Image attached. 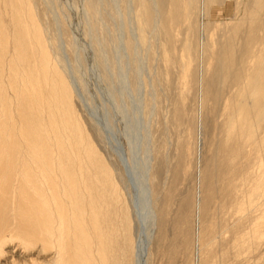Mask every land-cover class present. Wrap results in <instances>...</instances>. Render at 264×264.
<instances>
[{"label": "rangeland", "instance_id": "374dc122", "mask_svg": "<svg viewBox=\"0 0 264 264\" xmlns=\"http://www.w3.org/2000/svg\"><path fill=\"white\" fill-rule=\"evenodd\" d=\"M30 1L76 118L118 174L136 264H264V202L259 192L247 201L264 183V118L249 114L248 143L227 133L241 102L251 104L264 0L255 16V0H179L176 22L172 0H144V39L139 0ZM8 53L33 68L28 43ZM34 251L8 240L0 264Z\"/></svg>", "mask_w": 264, "mask_h": 264}, {"label": "bare ground", "instance_id": "6f19581e", "mask_svg": "<svg viewBox=\"0 0 264 264\" xmlns=\"http://www.w3.org/2000/svg\"><path fill=\"white\" fill-rule=\"evenodd\" d=\"M178 1H171L175 22ZM139 2L143 15L136 22L144 39L152 16L147 3ZM262 2L254 1L253 16ZM25 43L34 53L28 72L19 66L25 57L8 53L9 46L20 49ZM247 88L250 106L241 102L227 127V133L237 129L245 143L251 139L249 114L264 118L262 47ZM113 168L93 149L76 118L69 86L48 56L32 2L0 0V257L6 242L16 240L24 250L36 251L17 254L6 264H17V258L20 264H136L132 217ZM256 192L264 202L262 182L251 188L247 201L252 203ZM11 200L12 228L5 219ZM260 215L257 221L264 219V210Z\"/></svg>", "mask_w": 264, "mask_h": 264}]
</instances>
